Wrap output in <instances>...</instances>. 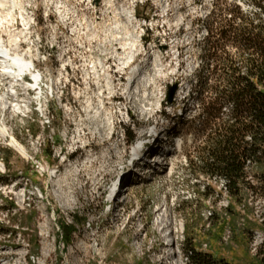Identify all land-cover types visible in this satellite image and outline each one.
Wrapping results in <instances>:
<instances>
[{
	"label": "rangeland",
	"instance_id": "rangeland-1",
	"mask_svg": "<svg viewBox=\"0 0 264 264\" xmlns=\"http://www.w3.org/2000/svg\"><path fill=\"white\" fill-rule=\"evenodd\" d=\"M233 5L264 19L253 0H22L16 26L0 35L41 77L35 84L28 72L13 90L0 62V264H188L187 242L235 264H264L263 183L248 168L258 189L239 204L223 179L200 175L203 131L189 99L204 70L208 23ZM146 89L154 111L145 115L138 93ZM155 127L163 163L133 176L145 170L135 161L109 208L113 182Z\"/></svg>",
	"mask_w": 264,
	"mask_h": 264
},
{
	"label": "trees",
	"instance_id": "trees-1",
	"mask_svg": "<svg viewBox=\"0 0 264 264\" xmlns=\"http://www.w3.org/2000/svg\"><path fill=\"white\" fill-rule=\"evenodd\" d=\"M253 1L264 14V0ZM226 14L229 17L221 14L215 27L208 23L204 70L189 99L198 102L194 120H200L203 131L202 143L196 146L206 155L200 175L223 179L228 196L242 204L258 189L248 168L257 171L264 195V19L236 5L225 9ZM129 140H135L134 133ZM209 190L205 186V197ZM184 253L188 264H235L192 242L185 243ZM259 255L264 263V242Z\"/></svg>",
	"mask_w": 264,
	"mask_h": 264
},
{
	"label": "bare ground",
	"instance_id": "bare-ground-1",
	"mask_svg": "<svg viewBox=\"0 0 264 264\" xmlns=\"http://www.w3.org/2000/svg\"><path fill=\"white\" fill-rule=\"evenodd\" d=\"M88 1V0H87ZM60 2V1H59ZM53 4V3H52ZM22 5V0H0V28H12V27H15L16 23H14V21H18V16L16 17L15 14H16V9L20 8V6ZM23 11V10H22ZM20 12L21 14L19 15V17L22 19V22L24 25H29L28 29H30V24L28 22V20L25 19V14H24V11L23 12ZM67 12V11H66ZM70 12V11H69ZM71 15V14H70ZM61 19V18H60ZM155 19V18H154ZM158 21V20H157ZM158 23V22H157ZM146 25V24H145ZM153 25L155 26L156 24L153 23ZM143 26V25H142ZM157 26V25H156ZM24 28V27H23ZM27 29V28H25ZM146 29H150V26H146V28L144 27V30ZM16 29L11 30L10 29V38L11 36H15L17 35V33L15 32ZM4 32V31H3ZM7 32V31H6ZM22 32V31H21ZM21 36V35H20ZM19 36V37H20ZM18 36L15 37V38H11L12 41L15 42L16 46H20V38ZM11 43V42H10ZM17 50V49H16ZM0 62H3L4 63V67H3V73L4 75H6L5 77L7 79H11V85H13V90H16V82H18L19 80H22L23 78H21L24 74L30 72L31 73V76H33L34 78V83L35 84H39V81H40V77H41V74L38 72L35 71V61L33 59H28L27 58V54H19L18 52H16V54H13L12 51H11V47L7 44H5V40L3 37H1L0 35ZM128 64L130 65V67L133 65L130 64V62H128ZM142 65V64H141ZM95 71V70H94ZM145 69L144 67L141 69V72L137 73V78L134 80V82L136 83L142 76H143V73H144ZM136 72V71H135ZM0 75H2L0 73ZM4 77V78H5ZM24 81V80H23ZM110 83V82H109ZM36 89H40L41 90V87L40 85L36 88ZM111 91H113L114 89L110 88ZM109 89V90H110ZM110 93V92H109ZM140 93L141 91L138 93V99L141 100V103L144 104L143 106V113L146 115V114H150L154 111V107H151L152 105L149 104L148 102L151 100V96H150V93H148V89L144 90V92L142 93L141 97H140ZM7 95V100H9L10 96H15L14 93L11 92V90L8 91V93L6 94ZM6 100V101H7ZM147 102V104H146ZM6 102H0L1 106H4ZM7 104V103H6ZM17 105H20L19 104V101L17 104H15L14 106H17ZM12 106V105H11ZM20 106H24V105H20ZM19 106V107H20ZM151 107V108H150ZM97 112V111H96ZM112 117V116H111ZM109 118V117H108ZM106 119V118H105ZM109 120V119H108ZM108 123V121H107ZM113 123V122H112ZM111 124V123H110ZM3 131V130H2ZM4 132V131H3ZM14 144L16 145V143L14 142ZM13 144V145H14ZM17 148L19 149V151L25 153L24 151V147H22L21 145L17 144ZM134 150L135 153H134V156L135 155H138V149L135 148ZM138 157V156H137ZM135 157V158H137ZM138 159V158H137ZM155 160H158L159 163H163L162 161H164L163 158H161V156H156L154 158ZM145 161H147L146 157L145 159H143ZM158 163V162H157ZM145 164V163H144ZM138 168V166H137ZM140 169V168H139ZM147 169V168H146ZM116 180V179H115ZM124 183V182H123ZM114 184V182H113ZM112 184V186H113ZM124 186V184H123ZM122 188V186H121ZM121 192L120 191V194L119 196H121ZM229 207V206H228ZM215 212L214 211H210L208 212V218H212V216H214ZM224 240L228 243L230 242L231 238H232V229L231 228H228L226 233L224 234L223 236ZM172 246V245H171ZM253 249V248H252ZM170 255L171 256H174L175 255V251H170ZM20 258L18 259L17 263L16 264H21L20 262Z\"/></svg>",
	"mask_w": 264,
	"mask_h": 264
},
{
	"label": "water",
	"instance_id": "water-1",
	"mask_svg": "<svg viewBox=\"0 0 264 264\" xmlns=\"http://www.w3.org/2000/svg\"><path fill=\"white\" fill-rule=\"evenodd\" d=\"M177 90H178V84H174V85L170 86V91L168 94L169 103H173V101L175 100V95L177 93Z\"/></svg>",
	"mask_w": 264,
	"mask_h": 264
}]
</instances>
